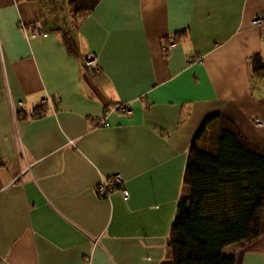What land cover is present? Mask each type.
Wrapping results in <instances>:
<instances>
[{
  "label": "crops",
  "instance_id": "crops-1",
  "mask_svg": "<svg viewBox=\"0 0 264 264\" xmlns=\"http://www.w3.org/2000/svg\"><path fill=\"white\" fill-rule=\"evenodd\" d=\"M42 1L0 0V264H170L168 227L202 119L215 115L197 148H213L224 118L264 152V79L250 94L245 64L264 59V23L250 24L264 0H98L70 24L68 9L65 21L48 0L46 17ZM71 24L73 52L60 38ZM35 26L43 33L27 36ZM88 52L100 72L82 67ZM116 102L129 111L91 123ZM113 173L125 198L94 191ZM220 253L264 264V231Z\"/></svg>",
  "mask_w": 264,
  "mask_h": 264
},
{
  "label": "trees",
  "instance_id": "trees-1",
  "mask_svg": "<svg viewBox=\"0 0 264 264\" xmlns=\"http://www.w3.org/2000/svg\"><path fill=\"white\" fill-rule=\"evenodd\" d=\"M63 1L73 23L98 0ZM72 28L73 24L60 29L69 52H73ZM245 64L251 94L264 79V59L255 52ZM42 111L39 104L32 114ZM213 117L202 119L186 149L181 178L185 190L176 199L166 239L170 264H234V257L223 256L221 248L250 242L264 231V152L224 118L218 119L213 148H197L196 139Z\"/></svg>",
  "mask_w": 264,
  "mask_h": 264
},
{
  "label": "built area",
  "instance_id": "built-area-1",
  "mask_svg": "<svg viewBox=\"0 0 264 264\" xmlns=\"http://www.w3.org/2000/svg\"><path fill=\"white\" fill-rule=\"evenodd\" d=\"M264 23V10L261 13L255 14L250 19L251 25H261ZM24 31L27 36L37 35L43 33L38 29L37 26L35 27H24ZM171 42L167 43V46L170 45ZM163 49L165 48L162 47ZM81 65L82 67L89 73L95 74L100 72V67L97 63L96 55L94 52H88L85 53L81 57ZM54 100H57V97H54ZM46 100H43L42 103H45ZM110 111H116L120 113H127L129 111V107L126 103H111L108 105H105L101 112L90 118V121L94 125H100V126H106L108 125V121L105 119V115ZM253 123L257 126H260L262 124V121L258 118H255L253 120ZM123 178L118 173L110 174L104 178L99 179L95 185H94V191L98 196H106L111 191H119L120 195L125 198L127 196V190L122 184Z\"/></svg>",
  "mask_w": 264,
  "mask_h": 264
},
{
  "label": "rangeland",
  "instance_id": "rangeland-1",
  "mask_svg": "<svg viewBox=\"0 0 264 264\" xmlns=\"http://www.w3.org/2000/svg\"><path fill=\"white\" fill-rule=\"evenodd\" d=\"M51 3H52V7L55 8L56 10V13L58 15L59 18L63 17L65 18V21L68 20V17H67V8L64 4V1L63 0H50ZM48 0H43L42 1V8H43V14L48 17L50 14H51V9L49 10V7H48ZM67 23H71V21L68 20Z\"/></svg>",
  "mask_w": 264,
  "mask_h": 264
}]
</instances>
